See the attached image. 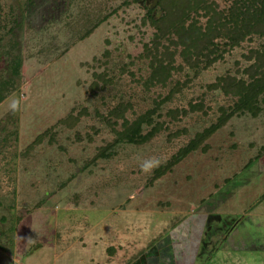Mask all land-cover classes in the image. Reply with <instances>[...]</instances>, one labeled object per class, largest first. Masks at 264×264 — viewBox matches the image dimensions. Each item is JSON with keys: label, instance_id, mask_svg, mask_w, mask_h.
<instances>
[{"label": "rangeland", "instance_id": "1", "mask_svg": "<svg viewBox=\"0 0 264 264\" xmlns=\"http://www.w3.org/2000/svg\"><path fill=\"white\" fill-rule=\"evenodd\" d=\"M151 2L37 0L24 18L20 75L0 102V264H163L162 243L176 248L180 235L189 248L180 241L174 264H264V93L255 115L237 111L155 176L235 106L223 81L210 85L247 80L243 54L261 39L218 38L221 57L209 65L176 54L166 81L149 82L143 48L150 17L163 14ZM140 117L141 133L153 134L119 139L124 120ZM201 218L202 230L185 235V222ZM226 221L231 231L220 230Z\"/></svg>", "mask_w": 264, "mask_h": 264}, {"label": "trees", "instance_id": "2", "mask_svg": "<svg viewBox=\"0 0 264 264\" xmlns=\"http://www.w3.org/2000/svg\"><path fill=\"white\" fill-rule=\"evenodd\" d=\"M37 0H22L15 4H7L0 0V59L6 77L0 79V102L8 92L14 88L15 78L20 75L22 62L20 36L24 18L34 10ZM229 2L226 8H219L215 0H157L163 14L159 18L150 17L154 27V37L151 42L144 44L143 53L150 66L149 82L164 83L170 76L173 59L177 54L189 67H197L201 58L209 65L221 57L217 54L218 38L229 40L231 46H237L243 40H251L253 36L261 39L258 47H251L243 54L249 64L243 69L247 75L244 78L234 76L219 77L210 87L215 88L222 82L225 93L237 96L235 106L231 111L219 118L209 128L198 134L188 146L179 150L171 158L168 165L160 167L155 176L169 169L180 161L188 152L196 147L216 129L222 126L226 119L237 111H248L255 115L259 111L258 98L264 93V0H225ZM7 7V9H6ZM6 9V10H5ZM205 16L206 23L201 24L199 17ZM97 24V23H96ZM96 27V25H93ZM92 27V29H93ZM87 30L80 37L88 35ZM5 35L9 37L8 50L2 46ZM14 114L18 113V109ZM121 117L123 116L120 113ZM75 121V117H71ZM69 115L61 120L62 124H69ZM143 122L149 120L140 117L130 123L124 120V127L118 133L119 139L128 142H141L150 137L153 132L142 134ZM43 133L34 138L27 146L28 149L42 140Z\"/></svg>", "mask_w": 264, "mask_h": 264}, {"label": "crops", "instance_id": "3", "mask_svg": "<svg viewBox=\"0 0 264 264\" xmlns=\"http://www.w3.org/2000/svg\"><path fill=\"white\" fill-rule=\"evenodd\" d=\"M202 219V218H201ZM198 221H200V219H198ZM198 221H197V219L196 220H194V222H191V220L190 221H186L185 222V226H184V228L185 229H183V232L185 233V235H187V230L190 228L191 229V232L193 231V229H197V228H200L201 230H202V226H203V222L202 223H198ZM190 232V233H191ZM188 236V235H187ZM199 237H200V235H199ZM181 239V240H180ZM169 241H171L170 240V238H169ZM177 243H179L177 246H176V248L177 249H175V252H176V254H177V251H178V249L181 251V249H182V247H181V245H180V241H182V242H185V244L186 245H184L183 246V248L185 249V250H187V248H189V244H188V242H186V241H188L185 237H183V235L181 236H179V238L177 239V240H175ZM199 241V240H198ZM197 241V242H198ZM163 245H162V248H161V252L163 251V250H165L166 251V249H167V252H169L170 254H169V257L170 258H168V259H165V262L163 263V264H173V255H174V252H173V248H171V245L169 244V245H166V241L164 242V243H162ZM167 246H169L170 248H167ZM164 248V249H163ZM155 249V248H154ZM196 248H194V250H195ZM192 251V250H191ZM179 252V251H178ZM186 252V251H185ZM188 255V254H187ZM205 256V255H204ZM152 259L153 260H156L157 259V254L155 253V252H153V254H152ZM159 257V256H158ZM159 259V258H158ZM158 259L156 260V262H155V264H158ZM205 259V258H204ZM204 259H202V260H204ZM208 258H206V260H207ZM143 260H146V257H144L143 258ZM164 260V259H163ZM202 260H200V261H202ZM204 262H205V260H204ZM203 261L201 262V264H203L204 263ZM199 264V263H198Z\"/></svg>", "mask_w": 264, "mask_h": 264}, {"label": "flooded vegetation", "instance_id": "4", "mask_svg": "<svg viewBox=\"0 0 264 264\" xmlns=\"http://www.w3.org/2000/svg\"><path fill=\"white\" fill-rule=\"evenodd\" d=\"M205 220V219H204ZM204 220H202V219H200V221H198V223H202V222H204ZM227 224L230 226V228L226 231V232H228V231H231L232 230V228H233V225H232V223L231 224H229L227 221L226 222H222L220 225H219V228H220V230H222V229H224V228H226V226H227ZM194 231H195V229H193ZM190 232H191V229L189 228L188 230H187V235H190ZM200 235V234H199ZM235 247V246H234ZM237 247H239V248H246V247H244L243 245H241V246H236V248ZM175 249H177V248H173V252H175ZM238 249V248H237ZM185 260L187 259V258H184ZM173 264H174V262H173ZM224 264H225V262H224Z\"/></svg>", "mask_w": 264, "mask_h": 264}, {"label": "clouds", "instance_id": "5", "mask_svg": "<svg viewBox=\"0 0 264 264\" xmlns=\"http://www.w3.org/2000/svg\"><path fill=\"white\" fill-rule=\"evenodd\" d=\"M19 107V101L18 100H14L10 106H9V110L12 112H15Z\"/></svg>", "mask_w": 264, "mask_h": 264}, {"label": "water", "instance_id": "6", "mask_svg": "<svg viewBox=\"0 0 264 264\" xmlns=\"http://www.w3.org/2000/svg\"><path fill=\"white\" fill-rule=\"evenodd\" d=\"M156 2H157V0H152V2H151V5H150V6H153V5H155V4H156Z\"/></svg>", "mask_w": 264, "mask_h": 264}]
</instances>
